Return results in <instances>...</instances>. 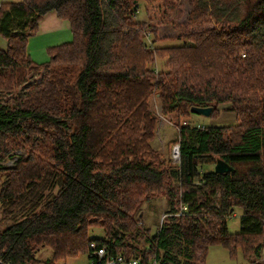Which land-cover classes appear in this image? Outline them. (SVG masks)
<instances>
[{"label": "trees", "instance_id": "obj_1", "mask_svg": "<svg viewBox=\"0 0 264 264\" xmlns=\"http://www.w3.org/2000/svg\"><path fill=\"white\" fill-rule=\"evenodd\" d=\"M189 4L183 42L166 47L150 46L146 30L156 35L158 25L173 23L179 0L0 4V34L8 42L0 49V179L8 177L0 210L18 211L0 232V264H42L41 245L53 252L54 262L44 264L85 254L91 263L92 243L159 264H205L209 247L222 245L264 264V0ZM142 5L147 22L138 20ZM51 12L70 24L73 41L51 47L50 61L37 65L29 38ZM157 59L164 70L155 68ZM36 76L23 98L6 100ZM153 96L163 116L211 107V117L222 109L238 123H185L181 162L169 164L153 147ZM24 148L26 157L6 167L5 159ZM218 160L233 171L215 173ZM156 197L166 199L167 214L181 204L188 211L153 236L145 229L146 236L139 211ZM236 210L242 215L234 235L228 222ZM94 220L104 222L97 225L104 239L89 238Z\"/></svg>", "mask_w": 264, "mask_h": 264}, {"label": "rangeland", "instance_id": "obj_2", "mask_svg": "<svg viewBox=\"0 0 264 264\" xmlns=\"http://www.w3.org/2000/svg\"><path fill=\"white\" fill-rule=\"evenodd\" d=\"M2 1H11L17 2L20 0H0V4ZM181 2L180 12L181 14L177 17H172L171 20L173 23L171 24H160L157 26V33L154 35L152 32V28L148 26L146 30L147 43L154 47H166V46H175L181 44L183 41L179 39V36H182L183 32L181 31L182 23H185L187 17L190 12V0H179ZM146 8V6H145ZM138 20L142 22H147L148 17L145 12L144 6L140 7L138 13ZM60 41V40H58ZM58 41L52 40L49 43H52L50 46H55L56 43L59 45ZM73 41V35L69 36L65 43H71ZM45 45H47L41 37L38 38H30L28 43V54L31 57L32 61L35 62L37 65H43L46 62L50 61V56L45 50ZM57 45V46H58ZM8 46L7 40L0 34V49L6 50ZM155 68L157 71H162L165 68V61L162 59H157L155 61ZM44 73H42V76ZM40 77H35L32 79L28 84H23L18 87H14L13 92L11 94H5L6 100L8 99H15V98H23L30 89V85L32 82H39ZM28 85V87H26ZM150 107L156 117L158 118V124L155 131V138L153 139V147L158 149L161 159L168 160L169 164H174L171 160L172 148L173 146L179 142L180 140V128L181 126H185V123L195 126V125H204L210 127H220V126H234L237 125L238 121L236 115L232 112L222 110H217L215 117L204 118L199 115L192 114V116L184 117V118H177L174 115L163 116L162 108L159 103V99L157 96H153L150 98ZM28 154V149L24 148L18 150L11 154V156L5 159V166L8 168L15 167L19 160L22 157H26ZM205 170L208 167L204 168ZM209 169H213V165L209 166ZM7 176H3L0 179V186L1 183L7 179ZM1 189V187H0ZM219 202V198L216 199V204ZM166 199L163 198H153L150 202H145L142 207L140 208L139 216L142 222L140 225V230L144 231L145 229H149L150 236H153L157 232V228H161L163 225L170 224V221L166 219L162 220V217L167 214L166 209ZM18 211L13 209L12 213H4L3 210H0V232L4 230V228L8 224V219L12 216H17ZM242 215L241 210H236L234 213V217L231 218L228 222V229L231 234H237L240 231V218ZM138 216V217H139ZM170 218V217H169ZM168 218V219H169ZM179 219V218H177ZM104 222L102 220H94V223L91 224L89 230V238L90 239H104L105 232L99 226H102ZM99 225V226H97ZM144 235L148 236V233L144 231ZM145 236V237H146ZM201 253V252H199ZM201 255V254H200ZM36 259L44 264L48 260H53V252L51 248L46 246H40L38 248V252L36 253ZM255 260L254 258H247L242 249L238 248L234 255L231 252L223 247L222 245H214L209 247L208 253L206 256L205 264H252L251 261ZM260 262L264 263V248L261 253V257L259 259ZM55 264H89L88 254L80 255L78 257H71L60 261H55Z\"/></svg>", "mask_w": 264, "mask_h": 264}, {"label": "built area", "instance_id": "obj_3", "mask_svg": "<svg viewBox=\"0 0 264 264\" xmlns=\"http://www.w3.org/2000/svg\"><path fill=\"white\" fill-rule=\"evenodd\" d=\"M199 129L204 128L198 127ZM171 160L174 164H180L181 162V147L180 142L176 143L172 148ZM188 211V207L185 204H181L179 211L174 214H165L162 220H168L169 217L181 218L185 216ZM162 228V227H161ZM91 250L93 255V260L89 264H159L156 257L151 258L149 261H144L143 259H127L122 255H112L105 247L98 248L95 243L91 244Z\"/></svg>", "mask_w": 264, "mask_h": 264}, {"label": "crops", "instance_id": "obj_4", "mask_svg": "<svg viewBox=\"0 0 264 264\" xmlns=\"http://www.w3.org/2000/svg\"><path fill=\"white\" fill-rule=\"evenodd\" d=\"M4 2V1H2ZM1 2V3H2ZM73 35L70 29V24L67 21L61 20L57 13L51 12L48 13L40 22L38 32L36 35L31 36L30 38L41 37L43 41L47 44L45 45V50L50 49L52 43H49L52 40L58 41L59 45L65 44L69 36ZM29 38V40H30ZM58 44L56 43L55 46Z\"/></svg>", "mask_w": 264, "mask_h": 264}, {"label": "water", "instance_id": "obj_5", "mask_svg": "<svg viewBox=\"0 0 264 264\" xmlns=\"http://www.w3.org/2000/svg\"><path fill=\"white\" fill-rule=\"evenodd\" d=\"M213 109L211 107L208 108H200V107H192L191 113L195 115L202 116L204 118H209L212 115ZM233 171V167L229 166L226 162L222 160H218L215 164V173L224 174Z\"/></svg>", "mask_w": 264, "mask_h": 264}]
</instances>
